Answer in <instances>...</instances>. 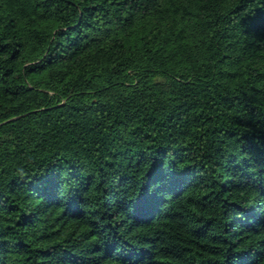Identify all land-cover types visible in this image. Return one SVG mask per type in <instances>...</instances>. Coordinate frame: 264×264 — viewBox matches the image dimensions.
<instances>
[{
  "label": "trees",
  "instance_id": "obj_1",
  "mask_svg": "<svg viewBox=\"0 0 264 264\" xmlns=\"http://www.w3.org/2000/svg\"><path fill=\"white\" fill-rule=\"evenodd\" d=\"M0 264H264V0H0Z\"/></svg>",
  "mask_w": 264,
  "mask_h": 264
}]
</instances>
